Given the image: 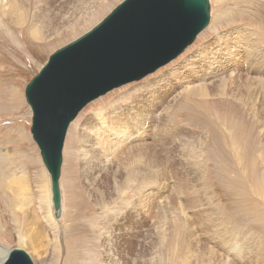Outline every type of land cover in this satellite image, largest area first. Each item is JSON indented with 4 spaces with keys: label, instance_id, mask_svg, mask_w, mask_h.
<instances>
[{
    "label": "rangeland",
    "instance_id": "rangeland-1",
    "mask_svg": "<svg viewBox=\"0 0 264 264\" xmlns=\"http://www.w3.org/2000/svg\"><path fill=\"white\" fill-rule=\"evenodd\" d=\"M120 1L0 0V244L33 264H264V0H209L179 56L81 109L53 216L24 89Z\"/></svg>",
    "mask_w": 264,
    "mask_h": 264
},
{
    "label": "water",
    "instance_id": "water-1",
    "mask_svg": "<svg viewBox=\"0 0 264 264\" xmlns=\"http://www.w3.org/2000/svg\"><path fill=\"white\" fill-rule=\"evenodd\" d=\"M209 0H122L98 23L55 49L26 84L30 133L49 174L52 207L61 210L63 145L89 102L137 81L179 56L205 29ZM1 264H33L19 247Z\"/></svg>",
    "mask_w": 264,
    "mask_h": 264
},
{
    "label": "bare ground",
    "instance_id": "bare-ground-1",
    "mask_svg": "<svg viewBox=\"0 0 264 264\" xmlns=\"http://www.w3.org/2000/svg\"><path fill=\"white\" fill-rule=\"evenodd\" d=\"M70 14V13H69ZM75 17V16H74ZM72 17H70V19H71ZM66 19V18H65ZM69 19V20H70ZM67 20V19H66ZM68 20V21H69ZM74 20H72V22H73ZM34 36V35H33ZM36 38V37H35ZM144 78V77H143ZM141 80V79H140ZM137 81H139V80H137ZM133 82H135V81H133ZM24 96H25V93H24ZM103 123V122H102ZM100 124V125H104V123L103 124ZM103 127V126H102ZM108 128L109 127H107V126H105L104 125V127L102 128V131L101 132H103L105 135H107L106 134V131H108L109 132V130H108ZM98 129V128H97ZM140 130H142V129H140ZM99 131H100V129H99ZM113 133H111V134H109L108 136L109 137H111L112 139H114V140H117V139H115L114 138V135H119L121 138H120V140H123V139H125V138H128L127 137V135H126V133L124 132H122L120 129H116L115 131H112ZM110 138V139H111ZM121 145V144H120ZM120 152V151H119ZM44 165V164H43ZM45 167V166H44ZM24 180H21V181H19V183L20 182H23ZM17 184H18V182H17ZM20 185V184H19ZM23 185V184H22ZM21 187V186H20ZM49 190H50V200H51V188H50V179H49ZM62 204V203H61ZM51 205H52V200H51ZM61 210H62V207H61ZM61 210H60V212L57 214V213H55L54 212V210H53V207H52V211H53V216L57 219V220H59L60 219V217H61ZM9 248L7 247V246H3V245H1L0 244V264L6 259V257H7V255H8V253H9Z\"/></svg>",
    "mask_w": 264,
    "mask_h": 264
},
{
    "label": "crops",
    "instance_id": "crops-1",
    "mask_svg": "<svg viewBox=\"0 0 264 264\" xmlns=\"http://www.w3.org/2000/svg\"><path fill=\"white\" fill-rule=\"evenodd\" d=\"M21 195V193H19V196Z\"/></svg>",
    "mask_w": 264,
    "mask_h": 264
}]
</instances>
